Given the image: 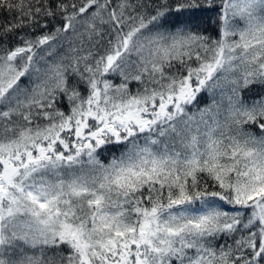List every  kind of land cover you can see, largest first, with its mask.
Returning a JSON list of instances; mask_svg holds the SVG:
<instances>
[{
  "label": "snow or ice",
  "instance_id": "6c2138e0",
  "mask_svg": "<svg viewBox=\"0 0 264 264\" xmlns=\"http://www.w3.org/2000/svg\"><path fill=\"white\" fill-rule=\"evenodd\" d=\"M0 264H264V0H0Z\"/></svg>",
  "mask_w": 264,
  "mask_h": 264
},
{
  "label": "trees",
  "instance_id": "16d2710c",
  "mask_svg": "<svg viewBox=\"0 0 264 264\" xmlns=\"http://www.w3.org/2000/svg\"><path fill=\"white\" fill-rule=\"evenodd\" d=\"M209 102H210V100H209L207 94L205 93V94L202 95V98H201V100H200V105H199V106H200V107H203L206 103H209ZM112 152H115L116 155H119V150L116 149L115 147H113V148H112V151H111V152H108V153H107L105 156H103L102 158H104L105 160H107L108 158H110Z\"/></svg>",
  "mask_w": 264,
  "mask_h": 264
}]
</instances>
